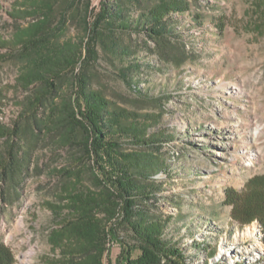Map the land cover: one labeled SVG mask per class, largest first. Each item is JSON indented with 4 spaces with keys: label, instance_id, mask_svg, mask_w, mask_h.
<instances>
[{
    "label": "rangeland",
    "instance_id": "374dc122",
    "mask_svg": "<svg viewBox=\"0 0 264 264\" xmlns=\"http://www.w3.org/2000/svg\"><path fill=\"white\" fill-rule=\"evenodd\" d=\"M89 1L90 10L99 7L100 0ZM178 1L187 9L175 16L185 45L181 66L161 62L154 44L142 36L123 38L136 51L144 69L139 88L151 99L140 100L119 76V68L133 59L102 57L76 72L87 74L91 89L116 107L142 117L148 133L172 135L162 148L167 170L153 177L162 189L156 213L169 220L165 239L184 249L193 264H264L260 220L240 224L231 205L232 192L243 194L247 181L264 176V0ZM85 3L60 0L53 6L52 26L65 20L61 40L82 37ZM29 12V0H0L5 42L16 27L37 19ZM19 55L10 44L0 46L3 125L36 88L16 84L24 66ZM68 90L63 84L60 96ZM22 146L29 149L26 162L11 176L0 172V244L9 249L13 264L55 263L52 229L69 215L72 195L90 196L97 189L78 152L56 148L44 137L35 146ZM4 147L0 141V155ZM101 211L96 216L106 218ZM117 233L125 237L121 226ZM119 252L116 243L108 242L104 263Z\"/></svg>",
    "mask_w": 264,
    "mask_h": 264
},
{
    "label": "trees",
    "instance_id": "16d2710c",
    "mask_svg": "<svg viewBox=\"0 0 264 264\" xmlns=\"http://www.w3.org/2000/svg\"><path fill=\"white\" fill-rule=\"evenodd\" d=\"M29 1L31 12L25 14L37 19L26 28L16 27L6 42L0 37V46L18 48L24 61L16 84L25 90L36 87L18 115L7 125L0 123V141L5 143L0 172L13 175L29 154L22 145L35 146L44 137L56 148L78 152L97 189L90 196L72 195L69 215L52 229L50 243L57 259L48 264H105L108 242L116 243L120 252L107 264H193L184 249L165 239L169 220L156 213L162 189L153 177L167 170L161 155L172 135L148 133L142 117L116 107L91 89L87 74L76 72L79 65L102 57L133 59L119 68V76L140 100L151 99L139 88L144 69L136 51L123 38L142 36L154 44L161 62L179 67L185 45L175 16L187 9L178 0H100L93 11L86 0L83 34L75 42L61 40L64 18L52 26L53 6L60 0ZM65 83L68 94L61 97ZM245 190L232 192L233 219L247 224L256 217L264 232V176L251 178ZM97 208L106 218L96 216ZM13 262L9 249L0 244V264Z\"/></svg>",
    "mask_w": 264,
    "mask_h": 264
}]
</instances>
